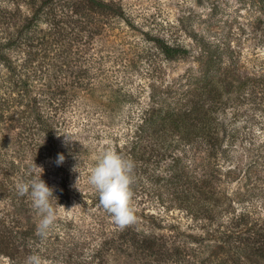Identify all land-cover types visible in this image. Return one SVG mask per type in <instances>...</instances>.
Here are the masks:
<instances>
[{
  "label": "trees",
  "instance_id": "obj_1",
  "mask_svg": "<svg viewBox=\"0 0 264 264\" xmlns=\"http://www.w3.org/2000/svg\"><path fill=\"white\" fill-rule=\"evenodd\" d=\"M85 1L91 5L90 14L112 13L127 20L121 6L105 0ZM76 2L71 1L70 5L75 6ZM43 3L46 5L49 0ZM65 11L70 18L78 14L74 11L72 15L69 7ZM63 22L62 19L60 23ZM262 24L264 20L258 19L247 35L246 41L254 50L245 57L244 69L238 67L241 48L237 46L234 51L235 46L227 40L197 39L200 50L197 56L195 52L198 51L193 53L186 44L171 43L146 33L163 62L195 57L203 68L198 76L192 71L181 76V84L187 88L183 94L185 100L167 104L166 97L158 98L153 93L141 114L136 118L132 116V122H128L130 127L124 139H115L116 152L132 160L139 173L149 171L155 151L165 156L180 148L189 150L197 161V164L193 162L191 176L175 168L182 160L179 156L173 158L174 163L167 170L175 171L180 178L186 175L195 183L197 191L201 192L200 183L207 185L205 194L209 202L206 198V202L198 206L205 214L198 221L201 232L189 233L176 223L167 224L165 218L155 214L147 215L149 222L143 226L130 223L120 228L114 221L104 224L97 220V230L90 228L88 232L73 234L68 222H62L53 237L63 244L61 255L65 258H60L61 264H123L129 261L133 264H264V218L254 219L250 212H243L223 222L220 214L227 213L232 203L226 204L228 199L216 198L213 187L220 168L227 164L238 142L239 149L245 153L244 160L255 158L257 161L261 156L264 160V143L258 148L251 143L257 134L264 137V30L259 28ZM30 29L33 27L27 24L15 31L24 41L19 45L12 36L5 40L0 38V66L7 65L8 70L0 78V135L16 131L10 141L0 139V151H3L0 154V201L5 209L0 215V257L9 260V264H25L30 255L27 252L33 248L42 259H48L53 253V233L42 239L36 229L31 228L30 197L19 196L15 185L40 174L32 170L27 160L31 150L33 163L39 162L44 155L53 158L61 153L56 138L63 114L69 102L81 93L85 96V91L96 90L95 77L90 76L91 67L101 71L100 66L96 67L98 61L78 62L70 72L73 82L67 87L61 79L63 67L58 70L39 61L46 49L42 42L30 43L31 36H27ZM17 49L23 56L16 61L9 59L7 51ZM226 53H237L230 64L222 60ZM121 89H117L119 95ZM37 135L42 140L36 138ZM159 136L160 139L154 138ZM149 151L151 155H147ZM255 160L242 168L245 180L252 176L246 171L251 170ZM226 171L233 174L231 168ZM41 179L53 188L49 178ZM56 193L60 198L61 192ZM96 202L101 206L99 194ZM102 209L99 218L112 217Z\"/></svg>",
  "mask_w": 264,
  "mask_h": 264
},
{
  "label": "rangeland",
  "instance_id": "obj_2",
  "mask_svg": "<svg viewBox=\"0 0 264 264\" xmlns=\"http://www.w3.org/2000/svg\"><path fill=\"white\" fill-rule=\"evenodd\" d=\"M44 1L47 0H0V38L5 40L12 36L16 45H19L24 41L19 39L15 31L30 24L33 27L27 35L31 36L30 43L42 42L46 49L39 61L44 62L46 67L52 65L58 70L63 67L61 79L67 87L73 82L74 77L70 72L75 70L74 66L78 62L92 63L95 60L100 62L96 67H101V71L91 67L90 76L95 77L98 88L85 91V96L81 93L69 102L63 114L58 135L70 134L76 140L66 147L62 144V135L56 138L65 156L63 164L57 166L55 156L45 155L39 162L33 163L32 150L27 157L32 170L42 172V178H49L57 197L53 199L57 220L50 231L53 233V253L42 261L43 264H61L60 258H65L61 255L63 244L59 238H53L60 223L68 222L73 234L85 230L88 232L90 228L97 230V220H102L104 224L114 221L110 216L99 218L103 209L96 202L98 192L88 182L99 157L105 151L116 152L115 139H124L130 127L128 122H132V116L136 118L141 114L142 107L149 102L153 93L158 98L166 97L167 104L181 102L186 99L183 94L187 90L181 84V76L188 71L198 76L203 68L195 57L173 63L163 62L154 43L147 40L146 33L171 43L186 44L193 53L198 51L195 52L197 56L200 51L197 39L214 42L227 40L232 42L231 46H235L232 48L234 51H237V46L241 48L238 67L244 69L245 57H249L254 50L246 38L251 26L258 19L264 20V0H105L121 6L127 20L112 13L90 14L88 10L91 5L85 0H49L46 5ZM71 1H77L75 6L70 5ZM68 7L72 15L74 11L78 14L67 17L68 11L64 10H68ZM62 19L64 24L60 23ZM259 28L264 30V24L259 25ZM78 32L79 35L76 34ZM59 33L62 35L58 36ZM7 52L9 59L11 57L14 61L23 56L18 49ZM222 56L224 64H230L237 53ZM6 66L0 68V78L8 72ZM243 69L241 71L244 72ZM121 87L119 95L117 89ZM15 132L11 131L7 135L3 132L0 139L10 141ZM36 138L42 140L39 135ZM154 138L160 139L161 136ZM251 143L255 148L260 147L264 143L263 135H255ZM239 147L240 142L230 153L227 164L220 168L213 184L216 198H223V201L228 199L226 204L232 203L226 209L227 213L220 214L223 222L243 212H250L254 219L264 218V160L262 156L257 161L253 159L255 162L251 164V170L246 171L252 176L245 180L242 168L253 160H244L245 153ZM177 151L167 152L165 156L155 151L148 172L142 170L137 173V170H133V224H148L146 216L155 214L165 218L167 224L176 223L189 233L201 232L198 221L205 214L198 206L205 203L206 198L209 202L205 194L207 185L200 183L201 192L197 191L195 183L186 175L180 178L175 171L167 170L170 164L173 165V158L179 156L182 160L175 168L190 176L193 174V162L197 164V161L189 150L180 148ZM151 153L149 151L147 155ZM36 164L37 167L34 166ZM75 165L79 172L72 171ZM228 168L233 174L226 173ZM56 191L61 192L60 198ZM29 208L32 209L28 212L32 214L31 228H35L37 233L40 217L32 207L31 198ZM4 213L0 201V215ZM27 253L31 255L38 252H34L33 248ZM0 264H9V260L0 257ZM123 264L133 263L129 261Z\"/></svg>",
  "mask_w": 264,
  "mask_h": 264
},
{
  "label": "clouds",
  "instance_id": "obj_3",
  "mask_svg": "<svg viewBox=\"0 0 264 264\" xmlns=\"http://www.w3.org/2000/svg\"><path fill=\"white\" fill-rule=\"evenodd\" d=\"M61 135L63 136L62 144L66 147L76 141L70 134ZM64 160V154L60 153L55 163L59 166ZM134 167L132 160L109 150L102 153L89 175L88 182L98 192L100 205L111 214L120 228H124L135 220L134 208L131 205ZM72 171H78L77 165ZM41 174L42 172L28 181L18 182L15 188L19 196L27 195L31 198L32 207L40 217L37 234L44 239L57 220V211L53 203V199L57 197L54 195L53 188L41 179ZM25 264H43L42 257L33 253L26 258Z\"/></svg>",
  "mask_w": 264,
  "mask_h": 264
}]
</instances>
